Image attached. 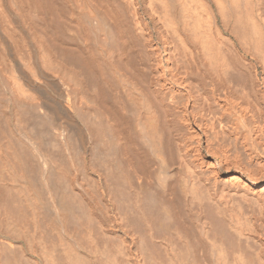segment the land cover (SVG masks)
Wrapping results in <instances>:
<instances>
[{"label":"bare ground","instance_id":"obj_1","mask_svg":"<svg viewBox=\"0 0 264 264\" xmlns=\"http://www.w3.org/2000/svg\"><path fill=\"white\" fill-rule=\"evenodd\" d=\"M0 264H264V0H0Z\"/></svg>","mask_w":264,"mask_h":264}]
</instances>
